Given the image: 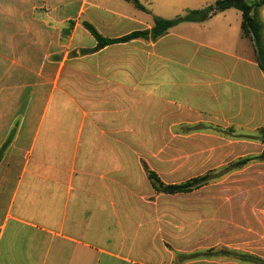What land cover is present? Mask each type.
Segmentation results:
<instances>
[{
  "label": "crops",
  "instance_id": "0c3cea01",
  "mask_svg": "<svg viewBox=\"0 0 264 264\" xmlns=\"http://www.w3.org/2000/svg\"><path fill=\"white\" fill-rule=\"evenodd\" d=\"M215 1L137 0L142 11L132 0H0V264H175L143 165L163 180L144 155L164 140L198 155L191 144L206 140L219 170L264 151L251 138L264 129V74L241 14L91 53L82 22L118 39Z\"/></svg>",
  "mask_w": 264,
  "mask_h": 264
},
{
  "label": "rangeland",
  "instance_id": "374dc122",
  "mask_svg": "<svg viewBox=\"0 0 264 264\" xmlns=\"http://www.w3.org/2000/svg\"><path fill=\"white\" fill-rule=\"evenodd\" d=\"M189 143L148 141L144 156L163 182L179 184L220 170L216 152L204 155V149L210 147L206 140L191 144V153L198 155L181 154L189 151ZM257 162L187 194L149 192L150 212L158 230L169 248L178 249L175 264H264V178ZM241 254L260 261L242 260Z\"/></svg>",
  "mask_w": 264,
  "mask_h": 264
},
{
  "label": "trees",
  "instance_id": "16d2710c",
  "mask_svg": "<svg viewBox=\"0 0 264 264\" xmlns=\"http://www.w3.org/2000/svg\"><path fill=\"white\" fill-rule=\"evenodd\" d=\"M134 6L142 11L145 9L137 2L132 0ZM264 7V0H217L212 5L205 7L201 10L188 11L184 15L177 16L173 19H162L156 16L152 17L153 26L149 31H138L130 33L118 39H107L102 37L95 28L88 22L83 21L82 26L89 34L94 38L96 44L92 49L83 50V53H91L98 51L108 45L115 43H124L135 38H148L156 39L164 34L172 26L182 22H200L208 18L209 16L222 12L229 8L238 10L241 14L240 29L242 36L247 38L253 47L255 54V60L258 68L264 74V23L260 18V10ZM264 144V129H260L257 132L256 137ZM258 160L264 161V151L255 157H246L229 163L227 166L221 168L218 172H207L201 176H197L186 180L179 184H164L159 177L143 165L146 178L148 179L151 188L159 194L174 195V194H187L190 193L214 179H218L221 176L231 172L232 170L239 169L248 163ZM240 259L248 260L252 263L259 262L256 257L241 254Z\"/></svg>",
  "mask_w": 264,
  "mask_h": 264
}]
</instances>
